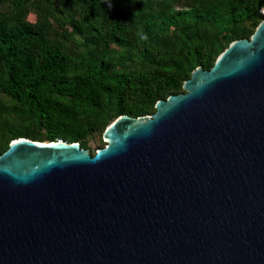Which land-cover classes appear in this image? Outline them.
Wrapping results in <instances>:
<instances>
[{"label": "water", "instance_id": "water-1", "mask_svg": "<svg viewBox=\"0 0 264 264\" xmlns=\"http://www.w3.org/2000/svg\"><path fill=\"white\" fill-rule=\"evenodd\" d=\"M94 153L0 154V264H264V19Z\"/></svg>", "mask_w": 264, "mask_h": 264}, {"label": "trees", "instance_id": "trees-1", "mask_svg": "<svg viewBox=\"0 0 264 264\" xmlns=\"http://www.w3.org/2000/svg\"><path fill=\"white\" fill-rule=\"evenodd\" d=\"M262 19L264 0H0V154L18 137L89 148Z\"/></svg>", "mask_w": 264, "mask_h": 264}, {"label": "rangeland", "instance_id": "rangeland-1", "mask_svg": "<svg viewBox=\"0 0 264 264\" xmlns=\"http://www.w3.org/2000/svg\"><path fill=\"white\" fill-rule=\"evenodd\" d=\"M29 18L33 19V16H30ZM73 38L75 39V41H74L75 43L79 42V38H77L76 36ZM104 144H105V142L103 141L102 135L94 134L89 139L88 147L91 151H94V150H96V148L102 147Z\"/></svg>", "mask_w": 264, "mask_h": 264}, {"label": "clouds", "instance_id": "clouds-1", "mask_svg": "<svg viewBox=\"0 0 264 264\" xmlns=\"http://www.w3.org/2000/svg\"><path fill=\"white\" fill-rule=\"evenodd\" d=\"M109 7H111V5H109Z\"/></svg>", "mask_w": 264, "mask_h": 264}]
</instances>
